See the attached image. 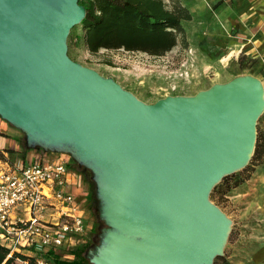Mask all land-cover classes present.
Segmentation results:
<instances>
[{
  "label": "water",
  "instance_id": "water-1",
  "mask_svg": "<svg viewBox=\"0 0 264 264\" xmlns=\"http://www.w3.org/2000/svg\"><path fill=\"white\" fill-rule=\"evenodd\" d=\"M85 15L79 0H0V116L28 147L92 173L108 225L92 264H214L232 220L211 193L254 154L263 82L238 75L147 103L70 57Z\"/></svg>",
  "mask_w": 264,
  "mask_h": 264
},
{
  "label": "rangeland",
  "instance_id": "rangeland-1",
  "mask_svg": "<svg viewBox=\"0 0 264 264\" xmlns=\"http://www.w3.org/2000/svg\"><path fill=\"white\" fill-rule=\"evenodd\" d=\"M199 15L198 17L196 16L195 20L205 18L208 23H211L215 19L214 7L212 9L209 8L208 12H202ZM195 20L187 22L189 26H187L188 28L186 27L187 46L185 47L184 42L179 41V44L172 50L161 56L150 55L143 51H128L124 48L113 50L102 48L97 54H92L82 40L76 39L77 35L83 34L80 23L71 29L68 36V54L72 59L96 69L102 75L114 78L123 87L132 91L147 103H153L167 95H193L199 90L206 89L215 83L227 82L238 75H253L261 79L264 85L263 69L253 71L252 65H243L242 63L241 66H225L221 63L209 66L211 65L209 63L208 67L204 56L196 55L192 49L190 51L192 44L197 41L199 34H201L198 33V29L194 26ZM205 28L204 26L201 30H205ZM200 37H202V34ZM263 116L264 113L258 120L257 129L258 127L260 128ZM46 156L49 157L50 155L47 154ZM9 164L11 165V163ZM263 165L264 159L261 163L255 165L251 176L243 184L214 201L232 220V230L224 246V253L215 258L217 264H250V257L256 248V239H258L256 237L261 233L252 228L258 221L254 215L243 217L239 215L241 208L254 210L256 207L254 195H252V199L241 205L233 201L230 195L235 191L241 192V190H251L254 194L256 192L254 179ZM2 168L4 167L0 163V169ZM94 200L98 211L99 200L96 197ZM89 216L93 221L96 219L95 223L98 224L94 236L90 237L92 241L90 248H93L100 244L102 229L108 225L104 220L94 216L92 212ZM25 252L37 256L36 253L31 251ZM251 260L253 261V259Z\"/></svg>",
  "mask_w": 264,
  "mask_h": 264
},
{
  "label": "trees",
  "instance_id": "trees-1",
  "mask_svg": "<svg viewBox=\"0 0 264 264\" xmlns=\"http://www.w3.org/2000/svg\"><path fill=\"white\" fill-rule=\"evenodd\" d=\"M86 8V15L81 21L83 34L77 35L92 54L100 49H120L128 51H143L150 55L161 56L172 50L179 41L187 46V29L185 22L192 21L191 8L182 0H79ZM21 149H5L7 155L0 149V159L14 164L22 159L25 163L29 147L26 141L19 140ZM264 159V135L258 127L257 141L254 154L249 165L238 172L223 177L211 193L213 201L230 193L234 188L243 184L252 174L255 165ZM69 168L75 172L78 180L86 187L87 198L84 207L99 219L96 210L95 184L90 170L70 158ZM244 175H243V174ZM96 226V227H95ZM98 224L90 233L94 236ZM92 241L72 250H48L44 255L55 264H92L87 257V251ZM38 254L33 248H28ZM66 254H70L69 257ZM17 259L35 264L36 256L22 251H12L0 242V264H14ZM214 264H217L215 261Z\"/></svg>",
  "mask_w": 264,
  "mask_h": 264
},
{
  "label": "built area",
  "instance_id": "built-area-1",
  "mask_svg": "<svg viewBox=\"0 0 264 264\" xmlns=\"http://www.w3.org/2000/svg\"><path fill=\"white\" fill-rule=\"evenodd\" d=\"M69 161L57 154L0 169V242L12 251L35 249V264H55L45 257L48 250L86 244L94 228L85 201L72 190L80 181Z\"/></svg>",
  "mask_w": 264,
  "mask_h": 264
},
{
  "label": "crops",
  "instance_id": "crops-1",
  "mask_svg": "<svg viewBox=\"0 0 264 264\" xmlns=\"http://www.w3.org/2000/svg\"><path fill=\"white\" fill-rule=\"evenodd\" d=\"M182 1L191 8L193 20L196 19V16H200L199 14L202 12H208L209 8L212 9L214 7L215 19L211 23H208L205 18L195 20L194 26L198 29V33L202 34V37L199 34L197 41L192 44L194 49L190 48V50H194L196 55L205 57L206 63H208L206 66L209 63L211 64L209 66L219 63L225 66H241L242 63L243 65H252L253 71L264 70V0ZM187 22L185 23L186 27L188 26ZM204 26L206 27L205 30H201ZM216 59L217 61H215ZM260 130L264 135V116L261 120ZM21 138L26 141L25 133L0 116V149L6 155L5 149L7 148L20 150L19 140ZM47 154L53 157L62 153L46 150L40 146L29 147V151L26 152L25 163L22 162V159H18L11 165L21 166L47 157ZM0 163H2L3 167H7L10 162L0 159ZM254 183H256V192L254 194L251 190H241V192L235 191L232 193L230 198L241 205L252 199V195H254L256 204L254 210L241 208L239 216L254 215L256 220H258L252 228L261 234L256 237L258 238L256 239V248L250 257L253 261L250 259L249 263L264 264V165L260 168ZM72 190L78 194L82 202L86 201L87 190L81 182L74 186ZM25 251L23 250L22 252ZM14 264L30 263L17 259Z\"/></svg>",
  "mask_w": 264,
  "mask_h": 264
},
{
  "label": "flooded vegetation",
  "instance_id": "flooded-vegetation-1",
  "mask_svg": "<svg viewBox=\"0 0 264 264\" xmlns=\"http://www.w3.org/2000/svg\"><path fill=\"white\" fill-rule=\"evenodd\" d=\"M91 213V212H90ZM95 221H96V219H94V224H95Z\"/></svg>",
  "mask_w": 264,
  "mask_h": 264
}]
</instances>
